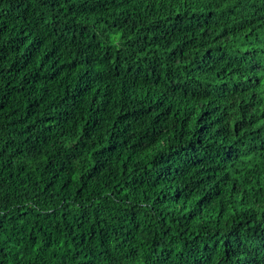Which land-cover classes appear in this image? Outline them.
<instances>
[{
  "label": "trees",
  "instance_id": "obj_1",
  "mask_svg": "<svg viewBox=\"0 0 264 264\" xmlns=\"http://www.w3.org/2000/svg\"><path fill=\"white\" fill-rule=\"evenodd\" d=\"M0 264H264V0H0Z\"/></svg>",
  "mask_w": 264,
  "mask_h": 264
}]
</instances>
